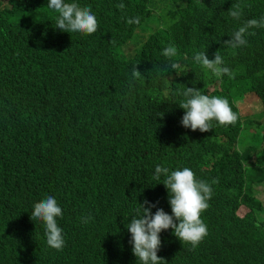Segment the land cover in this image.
<instances>
[{"label": "trees", "instance_id": "obj_1", "mask_svg": "<svg viewBox=\"0 0 264 264\" xmlns=\"http://www.w3.org/2000/svg\"><path fill=\"white\" fill-rule=\"evenodd\" d=\"M48 2L0 0V264H139L126 227L135 210L147 199L158 201L153 214H172L165 177L153 179L157 165L188 167L213 188L201 214L208 235L193 249L162 230L161 264H264L255 195L256 185L264 191V120H245L236 104L251 94L264 107V28L250 29L245 46L226 44L264 17V0H65L91 8L99 25L91 35L56 28ZM235 4L239 20L229 15ZM137 16L138 25L127 23ZM169 45L172 60L162 54ZM217 51L234 78L194 60ZM186 87L226 98L238 122L183 127L176 92ZM251 127L257 144L247 142ZM49 195L63 211L62 251L31 219Z\"/></svg>", "mask_w": 264, "mask_h": 264}, {"label": "clouds", "instance_id": "obj_2", "mask_svg": "<svg viewBox=\"0 0 264 264\" xmlns=\"http://www.w3.org/2000/svg\"><path fill=\"white\" fill-rule=\"evenodd\" d=\"M47 7L59 14L55 27L60 31L91 35L98 30V21L89 6L81 7L77 3H66L65 0H49ZM117 8L124 13L126 6L120 3ZM229 15L234 20H239L242 16L241 6L232 5ZM127 23L138 25L140 18L129 17ZM256 28H264V17L248 19L232 33L231 38L226 40V44L234 49L245 46L248 43L246 36L255 35L254 31L249 30ZM162 54L172 60L178 55V51L175 46L169 45L163 49ZM214 55V59H209L206 52H199L194 56V60L217 78L224 75L234 78L232 71L223 66L224 60L220 53L217 51ZM169 68L180 72V66L176 62H173ZM140 75L138 68H133L129 85L131 86L134 80L139 79ZM176 94L184 98L179 102V106L186 110L180 121L185 128L207 132L213 128L210 123L213 120L225 127L235 125L239 120L238 114L233 112L226 98L202 94L195 87L177 90ZM162 174L165 177L162 182L168 189L172 214L165 212L163 208H158L153 214L152 208L157 207L158 201L152 203L145 199L135 210V215L130 222L126 224L128 231L132 234L129 243L133 245L132 251L139 264H161L164 258L157 253L161 246L162 230L173 229L174 235L182 241L183 245L189 244L193 249L197 248L208 235L207 225L203 222L201 214L209 207L208 201L213 195L211 184L197 179L193 170L188 167L169 172L167 167L157 165L153 179L159 181ZM215 183H218L217 179L212 181V184ZM57 217L62 218L63 211L55 197L51 195L35 203L31 211L33 221L43 222L47 245L62 251L65 240L62 235L63 230L58 226ZM91 219V216L81 217L82 223L85 224Z\"/></svg>", "mask_w": 264, "mask_h": 264}, {"label": "rangeland", "instance_id": "obj_3", "mask_svg": "<svg viewBox=\"0 0 264 264\" xmlns=\"http://www.w3.org/2000/svg\"><path fill=\"white\" fill-rule=\"evenodd\" d=\"M245 96H240V97H245ZM236 104H238L239 108L241 109L243 116L245 117V120H249V121L264 120V107L262 105L261 100L258 97H255L250 94L245 98H238L236 100ZM256 131L258 130L253 129L252 127L249 129L246 128L245 134L247 137V142L251 144H257L258 136L254 134V132L256 133ZM255 188L257 189L255 195L263 204V210L262 212H258V218L260 220H264V191L262 190L263 187L256 185Z\"/></svg>", "mask_w": 264, "mask_h": 264}]
</instances>
